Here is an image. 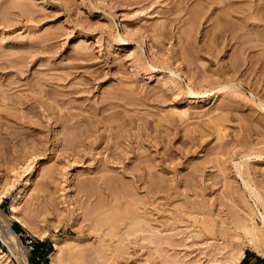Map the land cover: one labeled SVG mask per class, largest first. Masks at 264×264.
Here are the masks:
<instances>
[{
	"label": "rangeland",
	"instance_id": "rangeland-1",
	"mask_svg": "<svg viewBox=\"0 0 264 264\" xmlns=\"http://www.w3.org/2000/svg\"><path fill=\"white\" fill-rule=\"evenodd\" d=\"M259 210L264 0H0V219L29 264H238Z\"/></svg>",
	"mask_w": 264,
	"mask_h": 264
},
{
	"label": "bare ground",
	"instance_id": "bare-ground-1",
	"mask_svg": "<svg viewBox=\"0 0 264 264\" xmlns=\"http://www.w3.org/2000/svg\"><path fill=\"white\" fill-rule=\"evenodd\" d=\"M29 181L27 180V185L29 184ZM113 184H114V182H113ZM86 187H88V186H86ZM112 189H114V188H112ZM22 196L23 195L20 193V196L18 198H16V202H18L20 200V198H22ZM256 197L258 198V200H260V196L257 195ZM14 207H15L14 208V210H15L17 206H14ZM15 212H16V210H15ZM258 212H259V214H258L257 217L260 218V221L259 222H257L256 219L252 218V216L250 214H248L249 217H244L242 219V222L239 225V227H240L239 229L242 230V232L244 233L245 237L248 239V243L253 248H255L261 255L263 254V256H264V211L259 210ZM135 214H136V212H135ZM107 218H109V216ZM141 218H143V217H141ZM15 219L17 221H20L24 226L29 227L31 231L38 232L33 227H31V226L28 225V223H27L28 221H26V220H24V219H22L20 217H18V218L15 217ZM136 219H135V221H136ZM111 220H112V217H111ZM139 223L141 224V221L138 222V223H136V224H139ZM140 224H139V226L142 225V224L141 225ZM0 233H1V236L3 237V240L13 249V251L15 252L17 258L20 260L21 264H29L28 253L25 250V247L26 246L24 245L25 247H23V244H22V242L20 241V238H19V234L14 230V228L11 226V224L8 221H6L4 218L0 219ZM75 246H78V245L75 244ZM59 248H61V247L58 244H56L55 245V250H52L51 251V257L53 258V261H55L56 258L59 257V256L57 257V250H59ZM244 252H245V249H243V248L240 251H238L237 256H236L238 262L240 261V259L244 255ZM67 253H68V251H67ZM83 253H85V252H83ZM63 255L66 256L68 254L65 253V254H62V256ZM82 255L83 254L81 253V250L79 252L78 251H70L69 252V256H68L67 259L74 260L75 262H78L76 260L80 259L82 257ZM84 256L85 255H83V257ZM232 258H233V256H232ZM65 261H68V260H65ZM70 262H72V261H70ZM70 262H68V263H70ZM81 262H80L81 264L84 263V258H83V261H81Z\"/></svg>",
	"mask_w": 264,
	"mask_h": 264
},
{
	"label": "crops",
	"instance_id": "crops-1",
	"mask_svg": "<svg viewBox=\"0 0 264 264\" xmlns=\"http://www.w3.org/2000/svg\"><path fill=\"white\" fill-rule=\"evenodd\" d=\"M238 264H264V258L251 248H246Z\"/></svg>",
	"mask_w": 264,
	"mask_h": 264
},
{
	"label": "trees",
	"instance_id": "trees-1",
	"mask_svg": "<svg viewBox=\"0 0 264 264\" xmlns=\"http://www.w3.org/2000/svg\"><path fill=\"white\" fill-rule=\"evenodd\" d=\"M45 245H49V248L44 252V256L49 254L53 250L51 244H49L47 241H43V240H39V239H37L35 241V246H36L37 250H39L41 246H45Z\"/></svg>",
	"mask_w": 264,
	"mask_h": 264
}]
</instances>
